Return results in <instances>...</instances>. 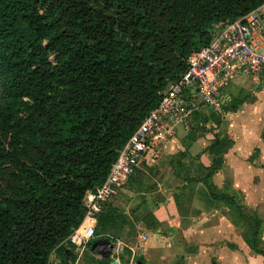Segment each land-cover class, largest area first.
Here are the masks:
<instances>
[{
	"label": "trees",
	"instance_id": "1",
	"mask_svg": "<svg viewBox=\"0 0 264 264\" xmlns=\"http://www.w3.org/2000/svg\"><path fill=\"white\" fill-rule=\"evenodd\" d=\"M263 1L0 0V264L62 255L85 191L103 180L187 55ZM212 169L202 178L209 194L232 200L212 192Z\"/></svg>",
	"mask_w": 264,
	"mask_h": 264
},
{
	"label": "crops",
	"instance_id": "2",
	"mask_svg": "<svg viewBox=\"0 0 264 264\" xmlns=\"http://www.w3.org/2000/svg\"><path fill=\"white\" fill-rule=\"evenodd\" d=\"M231 84L219 95L221 115L200 104L186 122L175 120L161 153L147 150L106 203L104 226L95 219L96 234L63 241V254L53 249L48 264H128L135 256L140 264H264L252 245L264 249V86L248 78ZM236 84L247 95H237ZM216 139L228 143L206 148ZM209 167L212 192L232 200L209 194L202 180Z\"/></svg>",
	"mask_w": 264,
	"mask_h": 264
},
{
	"label": "built area",
	"instance_id": "3",
	"mask_svg": "<svg viewBox=\"0 0 264 264\" xmlns=\"http://www.w3.org/2000/svg\"><path fill=\"white\" fill-rule=\"evenodd\" d=\"M237 78L264 86V1L224 22L206 44L187 55L185 69L164 87L157 104L119 147L103 180L85 191L83 217L65 240L79 244L91 238L96 214L135 172L145 152L150 150L157 157L162 143L174 132V121L186 122L200 104L221 115V89ZM138 237L143 239L144 232ZM128 264L140 263L133 259Z\"/></svg>",
	"mask_w": 264,
	"mask_h": 264
},
{
	"label": "rangeland",
	"instance_id": "4",
	"mask_svg": "<svg viewBox=\"0 0 264 264\" xmlns=\"http://www.w3.org/2000/svg\"><path fill=\"white\" fill-rule=\"evenodd\" d=\"M242 78H237V79H233L232 80V82H230V85H233V84H231V83H233V82H235V81H238V80H241ZM229 86V85H228ZM228 86H226V87H224V89L223 90H228V89H230V88H227ZM234 89L236 90L235 92H236V94L237 95H243V93L244 94H246L247 95V92H246V90H244L243 88H241L240 86H238L237 84H236V86H234ZM231 90V89H230ZM238 90V91H237ZM258 99H259V101H258V105H260L262 108H264V88L262 89V91H260V93H259V96H258ZM204 107H206L205 105H204ZM101 247V249L104 251V253H106V251L108 250V247H106L105 245H101L100 246Z\"/></svg>",
	"mask_w": 264,
	"mask_h": 264
},
{
	"label": "water",
	"instance_id": "5",
	"mask_svg": "<svg viewBox=\"0 0 264 264\" xmlns=\"http://www.w3.org/2000/svg\"><path fill=\"white\" fill-rule=\"evenodd\" d=\"M108 264H116V262H115V260H112Z\"/></svg>",
	"mask_w": 264,
	"mask_h": 264
}]
</instances>
